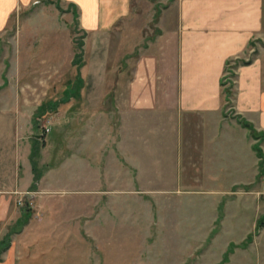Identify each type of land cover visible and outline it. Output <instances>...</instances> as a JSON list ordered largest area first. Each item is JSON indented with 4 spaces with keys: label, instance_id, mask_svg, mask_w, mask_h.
<instances>
[{
    "label": "crops",
    "instance_id": "0c3cea01",
    "mask_svg": "<svg viewBox=\"0 0 264 264\" xmlns=\"http://www.w3.org/2000/svg\"><path fill=\"white\" fill-rule=\"evenodd\" d=\"M61 1L73 10L84 34L82 86L77 98L66 100L74 87L65 86L58 103L46 100L52 103L58 133L57 141L43 139L42 161L33 159L40 171L35 189L32 144L26 147L22 140L23 124L30 121L26 111L33 105L19 94V81L9 82L10 95L6 86L0 90V241L15 231L14 226L6 229L21 214L16 205L21 196L33 200L41 194L47 207L57 200L62 204V196L55 195L78 193L88 203L103 184L113 192L131 186L132 180L148 189L189 182L218 195L220 189L256 187L260 162L264 166V0H175L174 23L166 22L167 30L138 52L128 76L121 73L112 87L110 112L100 109L108 92L111 34L128 16L131 0ZM34 2L0 0V32L15 12ZM165 36L170 47H155ZM70 43L64 69L72 67ZM235 60L250 61L235 67L226 92L224 68ZM86 110L95 117L84 122ZM239 119L260 140L252 139ZM71 123L73 137L67 130ZM38 141L34 135L31 143L37 146ZM258 141L262 158L253 149ZM64 214L60 211L59 217ZM28 232L27 226L11 236L0 264H19ZM259 233L264 235V225Z\"/></svg>",
    "mask_w": 264,
    "mask_h": 264
},
{
    "label": "rangeland",
    "instance_id": "374dc122",
    "mask_svg": "<svg viewBox=\"0 0 264 264\" xmlns=\"http://www.w3.org/2000/svg\"><path fill=\"white\" fill-rule=\"evenodd\" d=\"M174 1L131 0L128 16L116 23L111 34L108 92L100 111H111L112 87L121 73L128 76L138 52L155 43L160 30H167L166 22L174 23ZM82 36L75 13L61 0H36L15 12L0 32V90L6 86L10 95L9 82L22 84L19 94L33 105L26 111L30 121L23 124L22 140L35 150L31 142L39 136V163L43 139L57 141L58 128L51 112L35 118L34 106L43 98L42 103H58L64 87L73 85L76 68L67 64L64 69L63 64L71 40L75 53L74 42ZM170 43L165 36L155 47H170ZM235 67L231 62L224 70L225 89ZM86 111L84 122L95 117ZM74 125L67 127L72 137ZM130 183L114 187L113 192L103 184L88 203L78 193L55 195L62 196L63 202L57 200L53 207L43 205L41 194L33 200L21 196L22 202L16 201L21 214L6 229H15L7 236L9 246L13 234L29 227L19 264H264V235L259 233L264 225L263 162L256 187L220 189L219 195L215 189L189 182L174 181L158 189ZM49 207L55 212L51 219ZM23 209H29L24 217ZM60 211L65 212L61 218Z\"/></svg>",
    "mask_w": 264,
    "mask_h": 264
},
{
    "label": "trees",
    "instance_id": "16d2710c",
    "mask_svg": "<svg viewBox=\"0 0 264 264\" xmlns=\"http://www.w3.org/2000/svg\"><path fill=\"white\" fill-rule=\"evenodd\" d=\"M75 17V16H74ZM84 37V34L82 37H80V40L79 41H75V45H76V51L74 53V56H73V59H72V66H74L76 68V71H77V74L75 76V79L73 81V92L72 91H67V97H66V100H68L69 98L71 97H76L77 98V95L79 93V89L81 88L82 86V79L79 77V69L80 67L82 66V46H83V39ZM253 45L252 42H249L248 43V46H251ZM250 60H247V61H243V60H235V61H228L226 62V65H225V68L228 66L229 63L231 62H234V64L236 65V67L238 65H246L249 63ZM226 92H228V89H225ZM54 109L52 108V103L50 102H47V103H42L37 109H36V112L34 114V117L35 118H38L40 116H43L45 113L47 112H52ZM238 123L246 128L249 133H250V136L252 137V139L256 140H260V136H257L256 135V132L254 131V129L252 128V126L247 123L246 121L244 120H241L239 119L238 120ZM258 142H256L254 145H253V149L254 151L256 152V154L262 158V155H261V152L258 148ZM257 144V145H256ZM35 145V144H34ZM34 147H32V151H31V166H32V171L34 172V176H33V183H32V189H35V186H36V183L38 182L39 178H40V171L38 172V170L36 169L35 167V164L33 163L34 162V158L37 156L38 154V151H37V146L35 145V150H33ZM260 164L262 165V163L260 162ZM29 213V209H23L22 211V216L24 217L25 214H28ZM8 246V238L6 237L5 239H3L2 241H0V254L7 248ZM246 245L243 244L242 247H245Z\"/></svg>",
    "mask_w": 264,
    "mask_h": 264
},
{
    "label": "built area",
    "instance_id": "2783aa9c",
    "mask_svg": "<svg viewBox=\"0 0 264 264\" xmlns=\"http://www.w3.org/2000/svg\"><path fill=\"white\" fill-rule=\"evenodd\" d=\"M45 131H47V128L45 127ZM22 201L21 199H19L18 203L20 204Z\"/></svg>",
    "mask_w": 264,
    "mask_h": 264
}]
</instances>
